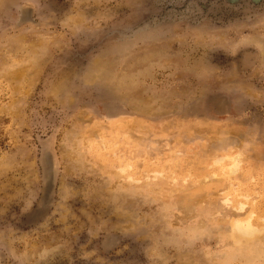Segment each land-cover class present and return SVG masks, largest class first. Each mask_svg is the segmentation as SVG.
<instances>
[{"label": "rangeland", "instance_id": "obj_1", "mask_svg": "<svg viewBox=\"0 0 264 264\" xmlns=\"http://www.w3.org/2000/svg\"><path fill=\"white\" fill-rule=\"evenodd\" d=\"M0 264H264V0H0Z\"/></svg>", "mask_w": 264, "mask_h": 264}]
</instances>
